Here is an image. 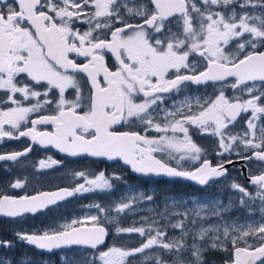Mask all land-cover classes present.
<instances>
[{
  "label": "snow or ice",
  "instance_id": "obj_1",
  "mask_svg": "<svg viewBox=\"0 0 264 264\" xmlns=\"http://www.w3.org/2000/svg\"><path fill=\"white\" fill-rule=\"evenodd\" d=\"M189 85L213 92L184 95ZM193 127L215 139V164ZM22 137L31 143L0 161L19 164L38 144L199 186L227 179L226 165L243 162L254 191L235 179L230 187L249 212L258 201L261 217L241 224L224 217L228 208L165 206L125 226L158 195L132 187L107 204L82 205V216L0 236V264H33L17 242L57 255L59 264H213L217 255L222 264H264V0H0V141ZM62 164L47 157L33 167ZM71 175L76 183L34 194L26 178L0 184V217L18 223L68 198L110 195L126 180L105 171ZM17 189L24 194H9ZM133 234L136 246L107 243Z\"/></svg>",
  "mask_w": 264,
  "mask_h": 264
},
{
  "label": "flooded vegetation",
  "instance_id": "obj_2",
  "mask_svg": "<svg viewBox=\"0 0 264 264\" xmlns=\"http://www.w3.org/2000/svg\"><path fill=\"white\" fill-rule=\"evenodd\" d=\"M212 92L213 88L211 85H189L185 90L184 95L199 96L204 95L205 93L211 94ZM184 95H181L179 99H183ZM169 105H171V101H169ZM240 127L241 124H237L235 130H239ZM190 132L192 134L193 140L198 145L209 149L207 158L211 160L213 164H215L220 159L211 151V148L215 143V139L207 135L202 136L197 134V130L194 127L190 128ZM153 135H155V133H153ZM30 143L31 141L26 137H22L19 140H9L5 138L3 141H0V153L20 151L27 147ZM32 149L33 150L28 154L27 157L21 158V162L19 164L10 161H0V184L6 187L8 182L11 180H14L16 178H26V191L29 194H34L36 191H51L55 190L57 187L70 186L76 183L77 181L73 179L71 173L73 171L79 170H88L91 173H99L100 171H105L106 174L109 175L117 172L126 177V180L117 181L116 190L113 191L110 195L101 193H88L82 196L72 197L66 201L61 202L58 206H52L50 209L45 210L43 213H38L35 216L27 215L24 220H31V223L29 225L31 230L34 227L40 225L39 220L51 221V224H54V222L62 223L64 222V220L71 219L76 216H82L83 214H85V212L89 211L88 209H82V205L101 201L107 204L109 200H116L121 196L122 193L128 191L132 187L137 188V190H155V192L158 193L155 203H160V201L158 200H160L161 198L176 195L177 193L202 196L205 192L207 193L211 190L217 191L218 189H221L223 185L230 186V183L233 179H235L238 183L244 184L249 189V191H254V186L247 183L246 169L244 170L245 174H241V169H243V162L240 161H237L234 165H226V167L229 168L227 179L222 178L216 180L215 182L209 183V185L207 186L201 187L199 185L181 180L171 181L168 179L159 180L150 177H138L131 173L128 167L123 166L122 163H111L109 161H104L101 158L68 157L65 154L59 153L57 149L51 146L44 147L36 144L32 146ZM228 155L229 154L227 153L225 154V156ZM47 157H52L53 159L63 161V164L43 171H39L35 167H33V165L37 164L40 159H45ZM231 158L234 161L236 160L235 156H232ZM251 167L253 168L255 174V170L258 169L260 165L253 163ZM224 189L226 188L224 187ZM236 193L239 194L238 192ZM9 194L23 195L24 190H9ZM151 203L152 202H147V204ZM258 205L259 202L257 201L255 209L258 213H252L254 218H258L261 216L258 211ZM5 222L11 221L7 218L0 219L1 225ZM1 228L2 227H0V236L11 239L12 235L10 234V232H1ZM3 229L5 230V228ZM23 244L31 251L39 253L34 247H31L24 242Z\"/></svg>",
  "mask_w": 264,
  "mask_h": 264
},
{
  "label": "rangeland",
  "instance_id": "obj_3",
  "mask_svg": "<svg viewBox=\"0 0 264 264\" xmlns=\"http://www.w3.org/2000/svg\"><path fill=\"white\" fill-rule=\"evenodd\" d=\"M117 173V172H114ZM120 174V173H119ZM122 175V174H121ZM123 176V175H122ZM224 187L226 189H224ZM221 190V191H220ZM155 191V190H153ZM240 194H237L235 190L231 189L229 185H223L221 189H218L217 191H208L205 192L202 196L198 195H187V194H176L171 195L169 197L161 198L160 203H151L147 204L145 202L140 209L137 210V213L135 215L131 216V219H125L124 225L128 226L131 223V220H137L139 221L141 216L150 215L155 218V213L157 211H164L165 206H167L169 211H179L183 212L185 208L192 210L195 208L196 204H203L207 208H212L215 206L218 210H222L224 208L230 209L229 211L223 212V215L228 220H236L239 221L241 224L252 222V221H259L260 217L254 218L252 213H258L254 207V209L249 212L245 208L241 207L238 204V198ZM176 199L178 201H186L182 206L177 207L172 203V200ZM165 201H167V205H165ZM159 205V207H157ZM175 219H179V217H176ZM40 225L37 227H34L36 229L43 228L47 225H52L51 221L47 220H39ZM31 223V220H23L18 223L13 222H5L2 225L0 224L1 232L8 231L12 235L13 230H26L29 231L31 228L29 227ZM57 223V222H54ZM63 223V222H62ZM197 226H199V221ZM205 227H208V224H204ZM5 228V230L3 229ZM171 234V233H170ZM178 234V230L177 233ZM140 241V238L136 236L135 234L128 236V235H122L120 237H117L115 235L110 236L109 238V244L115 242L117 245L124 244L127 246H136ZM15 251L18 253H25L28 257H30L33 261V264H41L42 261H48L49 264H59L57 255L54 256H47L42 255L39 253H36L34 251H31L29 248H27L23 242H17V246ZM213 264H222V262L219 259V255L212 258Z\"/></svg>",
  "mask_w": 264,
  "mask_h": 264
},
{
  "label": "water",
  "instance_id": "obj_4",
  "mask_svg": "<svg viewBox=\"0 0 264 264\" xmlns=\"http://www.w3.org/2000/svg\"><path fill=\"white\" fill-rule=\"evenodd\" d=\"M99 159V158H98ZM101 159H103V158H101ZM104 161H107V160H105V159H103ZM109 162H111V161H109ZM111 163H116V162H111ZM134 175H136V176H138V177H141V176H139V175H137V174H134ZM150 178H154V179H159V180H162V179H168V180H171V181H175V180H181V181H185V182H188V183H193V184H196L195 182H192V181H187V180H185V179H183V178H168V177H150ZM220 179H222V178H220ZM219 180V179H218ZM211 183V182H210ZM197 185V184H196ZM201 187H204V186H201ZM68 199H70V198H68ZM63 202V201H62ZM61 203V202H60ZM0 219H3L2 217H0ZM108 242V241H107ZM31 247H34V246H31ZM37 250V249H36ZM37 251H39L40 253H43V254H48V253H46V252H42V251H40V250H37ZM48 255H51V254H48Z\"/></svg>",
  "mask_w": 264,
  "mask_h": 264
}]
</instances>
